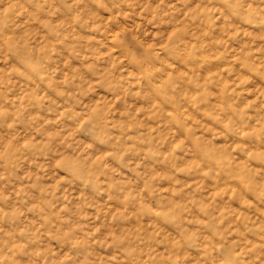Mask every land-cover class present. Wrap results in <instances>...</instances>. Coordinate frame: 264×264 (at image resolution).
Returning a JSON list of instances; mask_svg holds the SVG:
<instances>
[{
    "label": "clouds",
    "instance_id": "obj_1",
    "mask_svg": "<svg viewBox=\"0 0 264 264\" xmlns=\"http://www.w3.org/2000/svg\"><path fill=\"white\" fill-rule=\"evenodd\" d=\"M0 264H264V0H0Z\"/></svg>",
    "mask_w": 264,
    "mask_h": 264
}]
</instances>
